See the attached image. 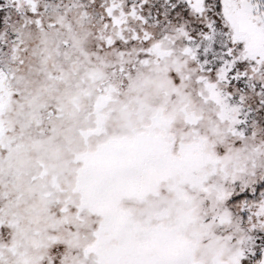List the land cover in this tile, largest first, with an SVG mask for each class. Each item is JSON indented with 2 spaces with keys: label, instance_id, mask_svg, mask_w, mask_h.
Here are the masks:
<instances>
[{
  "label": "snow or ice",
  "instance_id": "snow-or-ice-1",
  "mask_svg": "<svg viewBox=\"0 0 264 264\" xmlns=\"http://www.w3.org/2000/svg\"><path fill=\"white\" fill-rule=\"evenodd\" d=\"M0 264H264V0H0Z\"/></svg>",
  "mask_w": 264,
  "mask_h": 264
}]
</instances>
